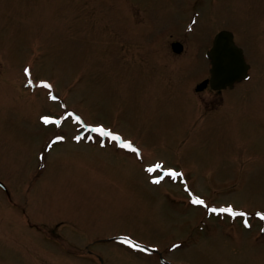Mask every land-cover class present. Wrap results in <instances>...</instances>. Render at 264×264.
I'll return each instance as SVG.
<instances>
[{
	"label": "rangeland",
	"instance_id": "1",
	"mask_svg": "<svg viewBox=\"0 0 264 264\" xmlns=\"http://www.w3.org/2000/svg\"><path fill=\"white\" fill-rule=\"evenodd\" d=\"M0 184V264H264V0H0Z\"/></svg>",
	"mask_w": 264,
	"mask_h": 264
},
{
	"label": "water",
	"instance_id": "2",
	"mask_svg": "<svg viewBox=\"0 0 264 264\" xmlns=\"http://www.w3.org/2000/svg\"><path fill=\"white\" fill-rule=\"evenodd\" d=\"M174 49L180 53L183 47L176 44ZM208 58L212 63V79L202 83L197 88L198 91L204 90L209 83L214 90L226 89L248 78L249 66L245 62L243 51L235 45L232 33L225 31L216 37Z\"/></svg>",
	"mask_w": 264,
	"mask_h": 264
},
{
	"label": "snow or ice",
	"instance_id": "3",
	"mask_svg": "<svg viewBox=\"0 0 264 264\" xmlns=\"http://www.w3.org/2000/svg\"><path fill=\"white\" fill-rule=\"evenodd\" d=\"M44 87H50V85L45 84ZM45 123H52L53 121L48 120L47 118L44 120ZM91 131L98 132L102 136H109L112 140L118 141L120 138L118 136H112L110 133L106 132L103 128H96V129H91ZM121 147L128 148L129 150L133 152H137V149H135L130 143L128 144H121ZM149 171H152V169H149ZM168 175L175 176V173H168ZM154 183H159V180L153 181ZM194 204H200L203 205L204 201L200 199H194L193 200ZM212 212H217V209H212ZM219 212L221 213H227L232 216H245V213L242 212H235L231 207L220 209ZM261 219H264V216H261Z\"/></svg>",
	"mask_w": 264,
	"mask_h": 264
}]
</instances>
